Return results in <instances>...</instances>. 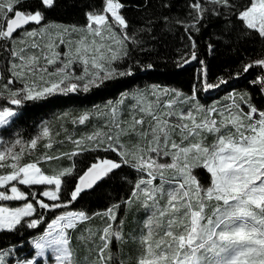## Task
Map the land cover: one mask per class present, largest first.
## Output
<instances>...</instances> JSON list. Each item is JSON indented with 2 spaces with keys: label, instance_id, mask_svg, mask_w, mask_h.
I'll list each match as a JSON object with an SVG mask.
<instances>
[{
  "label": "snow or ice",
  "instance_id": "6c2138e0",
  "mask_svg": "<svg viewBox=\"0 0 264 264\" xmlns=\"http://www.w3.org/2000/svg\"><path fill=\"white\" fill-rule=\"evenodd\" d=\"M57 2L0 0V50L11 58L7 81L0 86V125L17 117L12 106L81 89L88 92L134 74L128 65L136 50L132 44L143 51L144 42L130 33L127 4L102 0L101 7L90 6L84 12L82 27H65L47 23V13ZM186 8L183 19L165 15L160 23L177 24L188 36L189 51L181 54L177 66L199 62L198 83L191 94L155 85L125 92L98 113L105 118L103 127L77 139L68 137L74 145L70 152L21 163L40 140L48 141L46 149L53 147L47 125L35 138L16 139L0 150V232L38 230L46 224L27 250L16 245L0 248V264H44L37 258L46 255L48 264H124L112 249L130 243L136 250L134 264H264V110L247 93H230V103L220 106L199 102L198 92L219 88L228 80L209 82L194 39L215 17L233 27L235 18L242 36L264 40V0H187ZM28 25L37 27L29 30ZM140 32L150 34L151 26ZM74 34L79 39L65 38ZM220 35L227 44L232 29ZM121 61L127 65L123 70ZM51 66L55 67L50 71ZM255 67L262 74L252 83L264 94V58L243 64L237 76ZM17 81L20 87H10ZM126 100L133 102L126 106ZM88 119L84 113L73 123ZM84 153L96 155L82 169L74 158ZM110 153L115 158H109ZM63 159L69 164L47 171L39 166ZM113 179L125 190L124 196L100 210H69L84 194ZM34 186L42 191H33ZM38 209L52 213V218L46 220ZM137 212H143V219L126 231V217ZM95 218L100 226L81 229ZM74 240L85 251L83 259Z\"/></svg>",
  "mask_w": 264,
  "mask_h": 264
},
{
  "label": "trees",
  "instance_id": "16d2710c",
  "mask_svg": "<svg viewBox=\"0 0 264 264\" xmlns=\"http://www.w3.org/2000/svg\"><path fill=\"white\" fill-rule=\"evenodd\" d=\"M122 2L128 5L124 13L130 23V33L135 34L137 39L144 42L143 51L134 43L132 44V47L136 50L132 52V59L128 61V65L133 66L134 74L105 81L99 87L90 88L88 92L56 94L38 102L26 101L23 105L14 106L19 118L13 117L9 120L8 125L0 127V141L2 144H14L16 139L27 142L31 138H35L41 126L45 125L54 133L51 137L53 143L51 149L44 147L47 140L42 139L38 142L37 147L31 150L32 152L25 153L21 163L35 161L45 154L56 156L60 153L72 151L74 145L68 137L77 139L86 136L92 132L94 125L103 127L105 118L103 115H100V118L89 117L85 124L73 123V121L77 120L84 113V110L94 112L98 108H105L109 102L118 99L125 92L131 93L137 89L151 88L155 85L161 88L176 89L186 94L192 93L193 86L198 83L197 77L200 64L196 63L198 61H192V64H184L182 67L177 66L181 54L189 51L188 36L184 28L177 24L162 25L160 23L161 17L165 15L183 19L187 11V0H122ZM240 2L243 3L245 0H240ZM165 3H169L171 6L165 8L162 6ZM90 6L99 8L102 6V0H58L56 7L47 13V23L60 26H83L86 23L84 12L91 10ZM233 24L234 27L231 24H225L223 18L217 19L215 17L210 21H206V27H203L198 34L194 35L197 42L198 58L207 65L210 83H217L218 78L222 77L228 80V83L224 84L228 89L224 92L247 93L254 105L261 106L264 109V105L259 103L260 99L256 96L260 93L259 86L246 84L242 81L243 77L238 81L235 80L237 73L241 71L242 65L246 61L254 56L264 55V40H260L255 35L245 38L241 35L239 22L235 21V18H233ZM146 26H151V32L148 35L140 32V29ZM33 27L37 26L28 25L27 28ZM226 28L232 29V38L227 44L220 35L222 30ZM209 44L213 45L211 50L208 47ZM10 59L6 51L0 50V76H3V79H0V85L7 81L9 75L8 61ZM136 61H139V66L135 65ZM119 63L121 70L127 66L123 61ZM148 64H151L152 67L146 68L145 66ZM20 86V82L17 81L10 87ZM212 91L215 92L214 89L209 90L204 97L203 91L198 92L197 99L199 102L203 104L211 97L208 94ZM132 102L126 100L125 105L127 106ZM242 107L246 106L242 105ZM124 118L127 119V116ZM95 155L84 153L74 159L79 167L83 169L92 161ZM108 157L115 158V155L110 153ZM68 164L69 161L66 159L53 160L48 163L42 162L40 167L47 171ZM124 171L128 170L125 169ZM201 174L203 175V172ZM20 187L22 190L28 191L26 186ZM32 190L39 192L42 191V188L34 186ZM124 195L125 190L120 189L117 181L113 179L101 183L95 191L84 194L83 198L75 205L70 206L69 210L73 208L100 210L117 199L118 196ZM44 199L45 202H48L46 198ZM38 211L44 214L46 220H50L53 216L52 213L46 210L38 209ZM143 215V212H137L135 215L129 214L126 217L127 227L125 230L131 232L136 227V222L143 219ZM100 225V219L95 218L89 224L81 225V229L86 227L95 228ZM45 228L46 224H41L38 230L21 227L17 232H0V248L16 245L23 250H27L31 246V240L43 234ZM73 235L78 237L80 232ZM73 247L83 259L85 251L75 240ZM113 254L118 259L123 260L124 264H134L135 246L131 243L127 246L121 245L119 253Z\"/></svg>",
  "mask_w": 264,
  "mask_h": 264
},
{
  "label": "rangeland",
  "instance_id": "374dc122",
  "mask_svg": "<svg viewBox=\"0 0 264 264\" xmlns=\"http://www.w3.org/2000/svg\"><path fill=\"white\" fill-rule=\"evenodd\" d=\"M68 25H66L65 27H67ZM78 27H82V26H78ZM31 28H29V30H30ZM66 39H73V40H77V39H79V34H74L73 36H71V37H65ZM18 47H22V45H17ZM61 52H63L64 50H65V46H61V48L59 49ZM37 54H39V53H37ZM261 58H264V55H257V56H254V57H252V58H250L248 61H246L245 62V64H247V63H249L250 61H255V60H258V59H261ZM194 62V61H193ZM41 63H43V61H41ZM197 64H199V62H196ZM54 69V66L52 67V68H50L49 70L51 71V70H53ZM80 71H81V69L79 68V66L77 67V73L79 74L80 73ZM262 74V70H261V68H259V67H255V68H252V69H249V71L247 72V73H242L241 75H239V76H237L236 78H235V80L236 81H238L239 79H241L242 77H243V80L242 81H244L246 84H248V85H250V86H252L253 85V83H252V81L253 80H255L256 79V77L257 76H259V75H261ZM47 78V77H46ZM19 82V81H18ZM3 85V84H2ZM2 85H0V86H2ZM226 89H228L226 86H224V85H221L219 88H216V89H214L215 90V92L214 91H212V92H209V94H208V96H211L210 98H208L206 101H204L203 102V105H205V106H212V105H217V106H220V105H223V104H225V103H230V101H228L226 98H227V96L231 93H226V92H224ZM221 90V91H220ZM81 91H83L82 89L80 90V92ZM182 92V91H181ZM207 91H203V97L208 93H206ZM132 93V92H131ZM259 99H260V102L259 103H261V104H263L264 105V95H262L261 94V92L260 93H258L257 95H256ZM121 97V96H120ZM119 97V98H120ZM118 98V99H119ZM118 99H115V100H113V101H111L112 103H115ZM216 102H217V104H216ZM108 105V104H107ZM257 106V105H256ZM13 108H14V106H12ZM260 110H264L261 106H257ZM14 110H15V108H14ZM126 110V109H125ZM244 110L245 111H247V107H244ZM16 111V110H15ZM104 111H106V109L105 108H98V109H96L94 112H89V111H85L84 110V113H88L89 114V117H93V118H95V117H98V118H100V115L101 114H98V113H101V112H104ZM83 112V111H82ZM81 112V113H82ZM84 113H82V114H84ZM81 114V115H82ZM11 119V118H10ZM104 124H105V122H104ZM1 126H3V125H0V127ZM42 128H43V126H41V128H40V130H38L39 132H38V134L36 135V136H38L39 135V133L42 131ZM99 128H101L100 127V125L99 126H97V125H94L93 127H92V132L93 131H95V130H97V129H99ZM52 133V137H53V135H54V133L53 132H51ZM35 136V137H36ZM77 137V136H76ZM210 140H211V138H210ZM48 142V141H47ZM46 142V143H47ZM12 144H10V145H8V144H6V143H4V144H2L1 143V141H0V150H3L4 149V147H6V146H11ZM16 151H19V146H17L16 147V149H15ZM32 152V151H31ZM40 166V165H39ZM18 203V202H17ZM9 206H16V204H9ZM121 215H123L124 213H123V211H121V213H120ZM90 226H92V225H90ZM119 247L120 246H118V247H114L113 249H112V251H113V253H116V254H118L119 253ZM32 251L34 252L35 250L34 249H32ZM37 259H40L41 261H43L44 262V264H48V256L46 255L45 257H41V258H37Z\"/></svg>",
  "mask_w": 264,
  "mask_h": 264
},
{
  "label": "bare ground",
  "instance_id": "6f19581e",
  "mask_svg": "<svg viewBox=\"0 0 264 264\" xmlns=\"http://www.w3.org/2000/svg\"><path fill=\"white\" fill-rule=\"evenodd\" d=\"M68 126V125H67ZM72 126V125H71Z\"/></svg>",
  "mask_w": 264,
  "mask_h": 264
},
{
  "label": "water",
  "instance_id": "95a60500",
  "mask_svg": "<svg viewBox=\"0 0 264 264\" xmlns=\"http://www.w3.org/2000/svg\"><path fill=\"white\" fill-rule=\"evenodd\" d=\"M192 64V63H191Z\"/></svg>",
  "mask_w": 264,
  "mask_h": 264
}]
</instances>
